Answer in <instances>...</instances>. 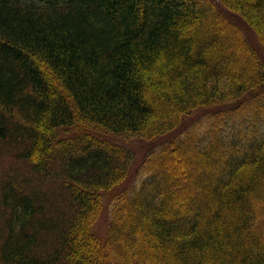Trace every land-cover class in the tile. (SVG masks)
Here are the masks:
<instances>
[{
  "label": "trees",
  "instance_id": "trees-1",
  "mask_svg": "<svg viewBox=\"0 0 264 264\" xmlns=\"http://www.w3.org/2000/svg\"><path fill=\"white\" fill-rule=\"evenodd\" d=\"M248 29L264 0H0V264H264Z\"/></svg>",
  "mask_w": 264,
  "mask_h": 264
},
{
  "label": "rangeland",
  "instance_id": "rangeland-1",
  "mask_svg": "<svg viewBox=\"0 0 264 264\" xmlns=\"http://www.w3.org/2000/svg\"><path fill=\"white\" fill-rule=\"evenodd\" d=\"M246 37L248 38L249 42L258 50V52L264 57V47L262 46V44H260L258 42V39L255 35V33L252 31V29H248L246 31ZM205 43V41H202V44ZM232 46H230V49L232 51H239L238 48L236 49L235 47H233V41H232ZM232 51H229L228 50V53H227V57H230L229 53L232 52ZM230 63L231 62H234L232 59H229ZM212 64L214 65L215 64V61H212ZM233 64V63H232ZM231 66H234V65H231ZM205 110V109H204ZM204 110H200V111H196L194 114H192L191 116H189L187 118V123L188 124H192L195 123L197 125V127L201 128L202 131L205 130V128L207 127V122H203L202 120H204L205 116H207L206 112H204ZM206 111V110H205ZM242 120V119H239V121ZM238 121V119H231L230 122L233 123V122H236ZM200 122H203V123H200ZM252 122L254 123L255 122V119H253L251 122L250 121H247L245 120L243 123L244 124H252ZM235 123H233L234 125ZM240 124V123H239ZM221 130H223V127L220 128ZM228 129V128H226ZM262 129V130H261ZM261 131L260 133H262L264 131V127L262 126L261 127ZM225 130V129H224ZM174 133H171V135L168 137V136H165L164 139H163V142H162V138L159 140V139H156L154 141H147V140H144V139H141V138H133V139H127V138H124V137H114V136H110L109 139L113 142H116V144H119V145H122L123 147L127 148V149H130L132 151H134L135 153V158L137 160V162H140V160H142V158L147 155L150 151L152 150H156L157 148H159L161 145H163L164 143H166L167 141L166 140H174V139H177L178 136H172ZM226 134V133H225ZM178 135V133H177ZM227 135V134H226ZM179 138V137H178ZM205 139H202V141H204ZM197 139L194 140V142L192 143V146H198V144H203V142ZM112 142V143H113ZM162 142V143H161ZM201 142V143H199ZM221 142V141H220ZM165 145V144H164ZM194 147V148H196ZM214 151V156H217L220 161L222 162H225L227 160V157L228 156H223V155H218L219 153L216 151V149L214 148L213 149ZM189 155L188 154H182L181 158L185 160V162L187 163V157ZM179 158V157H178ZM189 160V159H188ZM196 176L197 178V182L200 184L203 179H201L200 175H199V172L196 174H193ZM140 177V176H139ZM139 179L136 178L135 181L137 182ZM135 182V183H136ZM148 182V185L151 181H147ZM146 182V183H147ZM193 185L191 187H188V189H191V193L194 191L195 188H192ZM153 189V188H152ZM187 187L185 188L184 191H188ZM196 192H201L200 189H196ZM150 198V197H149ZM133 221H136L137 220V216H135L133 219ZM257 233V232H256ZM258 234V233H257ZM134 249V247L132 248Z\"/></svg>",
  "mask_w": 264,
  "mask_h": 264
}]
</instances>
